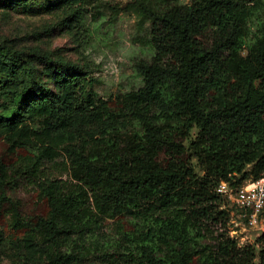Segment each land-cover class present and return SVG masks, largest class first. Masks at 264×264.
I'll use <instances>...</instances> for the list:
<instances>
[{"label":"trees","instance_id":"trees-1","mask_svg":"<svg viewBox=\"0 0 264 264\" xmlns=\"http://www.w3.org/2000/svg\"><path fill=\"white\" fill-rule=\"evenodd\" d=\"M100 1L68 0L64 21ZM158 2L142 85L115 98L0 44V247L32 264H264V233L239 247L215 193L264 176V0ZM34 62L58 68L55 91Z\"/></svg>","mask_w":264,"mask_h":264},{"label":"rangeland","instance_id":"rangeland-1","mask_svg":"<svg viewBox=\"0 0 264 264\" xmlns=\"http://www.w3.org/2000/svg\"><path fill=\"white\" fill-rule=\"evenodd\" d=\"M67 2L0 1V44L84 69L93 78V90L103 99L115 98L141 87L142 81L135 73L134 64L138 61L148 62L153 55L149 43L151 25L154 18L163 12L158 0H101L80 22L64 21ZM178 2L188 5L192 0ZM57 69L48 63L34 62L36 83L49 92L55 91L59 74ZM196 134L197 130H192L189 140L193 141ZM185 145L189 148V142ZM191 163L195 174L202 176L203 171L195 158ZM255 181L249 177L235 188ZM8 195L26 210L31 197L29 187L21 184L10 190ZM225 203L223 208L228 212L229 237L239 247H256L257 238L261 235L259 227H264V215L258 226H252L240 208L231 202ZM0 264L32 263L25 261L20 253L5 244L0 247ZM255 264H258L257 260Z\"/></svg>","mask_w":264,"mask_h":264},{"label":"built area","instance_id":"built-area-1","mask_svg":"<svg viewBox=\"0 0 264 264\" xmlns=\"http://www.w3.org/2000/svg\"><path fill=\"white\" fill-rule=\"evenodd\" d=\"M215 193L240 208L248 216L252 226L260 224L261 216L264 215V176L240 188L221 182ZM259 231L264 233V227L260 225Z\"/></svg>","mask_w":264,"mask_h":264}]
</instances>
